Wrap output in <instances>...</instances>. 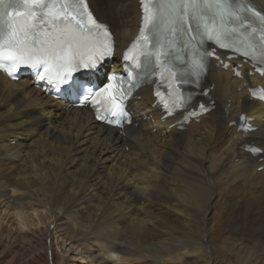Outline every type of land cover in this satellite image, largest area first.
<instances>
[{
    "label": "bare ground",
    "instance_id": "bare-ground-1",
    "mask_svg": "<svg viewBox=\"0 0 264 264\" xmlns=\"http://www.w3.org/2000/svg\"><path fill=\"white\" fill-rule=\"evenodd\" d=\"M88 4L119 53L136 31V0ZM221 65L211 60L194 88L212 86L199 99L214 108L198 122L168 128L174 119H159L146 88L123 135L0 74V242L49 241L52 264H65L57 241L86 264H264V105L247 90L259 78L245 63L243 79ZM240 113L257 130L237 131ZM249 142L261 160L244 151Z\"/></svg>",
    "mask_w": 264,
    "mask_h": 264
},
{
    "label": "snow or ice",
    "instance_id": "snow-or-ice-1",
    "mask_svg": "<svg viewBox=\"0 0 264 264\" xmlns=\"http://www.w3.org/2000/svg\"><path fill=\"white\" fill-rule=\"evenodd\" d=\"M140 3L144 13L143 26L135 39L134 47L140 49L142 59L127 55L124 59L138 60L141 70L153 66V56L156 65L166 64L169 53L163 50L158 38L165 8L168 10L169 31L173 35L178 31L195 33L191 35L189 43L198 40L203 44L207 38L220 48H232L245 57H254L257 48L250 37L258 31L260 44L264 46V14L256 11L254 7H249L244 0H140ZM209 12L211 16L208 15ZM245 12L255 15L259 21L258 28L253 27L252 32L242 40L225 42L230 33L235 31V28H229V24L242 22L245 17L241 14ZM15 17L23 19L17 21ZM36 21L46 24L52 31L40 30ZM186 21H195L196 27L193 28L189 24L188 28L184 29L183 24ZM2 37L8 38L9 50L4 59L13 62L9 70L10 75L20 63H30L34 68L46 65L44 72L47 78L50 81L58 80L60 83H67L68 77L78 68L96 69L104 57L112 54V35L108 28L94 17L86 0H0V38ZM82 49H87V54H84ZM260 52L264 56V47ZM213 55L211 51L198 52L191 61L190 75L198 80L206 66L207 58ZM171 75L178 83L186 82L183 74L178 75L171 71ZM111 87L106 86L103 95L106 98L112 96L115 103V95L110 92ZM260 98L264 99V96ZM176 106L179 107L180 104L176 103ZM112 115L115 117L118 114L112 111ZM120 116L126 118L127 113L121 111ZM109 123L119 124L120 119L110 120Z\"/></svg>",
    "mask_w": 264,
    "mask_h": 264
},
{
    "label": "rangeland",
    "instance_id": "rangeland-1",
    "mask_svg": "<svg viewBox=\"0 0 264 264\" xmlns=\"http://www.w3.org/2000/svg\"><path fill=\"white\" fill-rule=\"evenodd\" d=\"M6 217L4 220L5 227L10 231L11 230L15 231V229L17 230V228H15V226L12 225L11 219L9 220ZM50 228L51 226L49 227V230ZM18 232L20 231H16L15 234H18ZM48 243L49 241H47L46 243L45 242L40 243L38 241V242H33L29 246L27 244H22L20 240L19 242L18 241L15 242V244L13 245L8 244L6 242H0V264H46V263L48 264L47 253H46V251H50ZM57 244L58 247L61 249H59L58 252H55L54 257L56 259H61L62 262L65 264H86L83 261V258H80L81 255L79 250H75L74 247L71 248L70 245L62 246V244H59L58 241ZM72 245L76 246V244L74 243H72ZM45 253H46V263L44 262ZM81 259L83 263L80 262Z\"/></svg>",
    "mask_w": 264,
    "mask_h": 264
}]
</instances>
